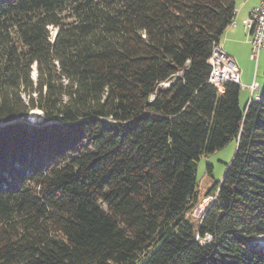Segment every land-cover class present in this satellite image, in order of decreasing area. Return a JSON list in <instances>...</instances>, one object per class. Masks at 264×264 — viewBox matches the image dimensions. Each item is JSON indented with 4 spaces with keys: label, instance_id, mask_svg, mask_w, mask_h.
Returning <instances> with one entry per match:
<instances>
[{
    "label": "trees",
    "instance_id": "obj_1",
    "mask_svg": "<svg viewBox=\"0 0 264 264\" xmlns=\"http://www.w3.org/2000/svg\"><path fill=\"white\" fill-rule=\"evenodd\" d=\"M235 11L0 0V264H264V90L242 108L209 81ZM231 141L201 192L198 161Z\"/></svg>",
    "mask_w": 264,
    "mask_h": 264
},
{
    "label": "rangeland",
    "instance_id": "obj_2",
    "mask_svg": "<svg viewBox=\"0 0 264 264\" xmlns=\"http://www.w3.org/2000/svg\"><path fill=\"white\" fill-rule=\"evenodd\" d=\"M222 39H224V36ZM237 45L238 46L236 49L238 55L236 58L240 68L242 69V84L248 86V84L253 83L254 80L258 81V83H260L261 89L260 92H256L255 95L262 94L264 90V51L260 53L257 59H253L251 56L252 48L249 43L246 45ZM33 77L36 78L35 71L33 72ZM250 98H252L251 92L246 88L241 87L240 102L242 108L245 107L248 99ZM39 115H41V111L39 109H34L30 112L28 118L31 121H34ZM236 148L237 142L231 141L225 147L201 157L197 164V181L198 188L201 192L204 193L216 180L222 179L227 168V164L231 162ZM211 201V196H203L199 205L194 210L193 216L199 218ZM252 242L264 249V237L253 238Z\"/></svg>",
    "mask_w": 264,
    "mask_h": 264
},
{
    "label": "built area",
    "instance_id": "obj_3",
    "mask_svg": "<svg viewBox=\"0 0 264 264\" xmlns=\"http://www.w3.org/2000/svg\"><path fill=\"white\" fill-rule=\"evenodd\" d=\"M236 14V11H235ZM237 21L234 17L230 26H236ZM243 27L247 33L248 41L252 48V58L257 59L262 51H264V0H258L257 6L253 8L250 15L243 20ZM211 65V74L209 77L210 83L219 89H223V83L230 81L246 88L242 84L241 68L236 59L229 55L221 45L217 46V57L213 61H208ZM172 82L164 83V88H169ZM259 83L254 81L251 85L247 86L251 91L252 98L256 100L254 94L258 91ZM214 197H212V200Z\"/></svg>",
    "mask_w": 264,
    "mask_h": 264
},
{
    "label": "crops",
    "instance_id": "obj_4",
    "mask_svg": "<svg viewBox=\"0 0 264 264\" xmlns=\"http://www.w3.org/2000/svg\"><path fill=\"white\" fill-rule=\"evenodd\" d=\"M258 0H241L237 2L236 0V16L235 19L237 21L236 26H229L224 34V39L221 40V45L223 46V49L231 56H233L237 61V44H248V38L247 33L245 32V29L243 27V20L250 15L251 11L255 6H257ZM231 43V44H229ZM250 44V43H249ZM238 63V61H237ZM242 71V69H241ZM241 79H242V73H241ZM255 81V80H254ZM258 82V81H257ZM252 83H249L251 85ZM260 86V83H259ZM246 89L249 90V88ZM261 86L256 92H260ZM250 91V90H249ZM251 92V91H250ZM255 92V93H256ZM254 97L256 100L261 97V94L255 95ZM251 99V98H250ZM248 99V101L250 100ZM247 101V102H248Z\"/></svg>",
    "mask_w": 264,
    "mask_h": 264
},
{
    "label": "bare ground",
    "instance_id": "obj_5",
    "mask_svg": "<svg viewBox=\"0 0 264 264\" xmlns=\"http://www.w3.org/2000/svg\"><path fill=\"white\" fill-rule=\"evenodd\" d=\"M217 46H218V44H215L214 45L213 50H212V55H211L209 61H213L214 60V57H217ZM167 83H169V82H167ZM259 88H260V86L258 87V89Z\"/></svg>",
    "mask_w": 264,
    "mask_h": 264
}]
</instances>
